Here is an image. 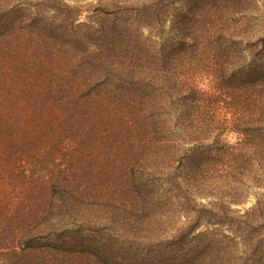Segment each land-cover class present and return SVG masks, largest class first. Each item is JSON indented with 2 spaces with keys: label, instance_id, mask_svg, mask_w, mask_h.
I'll list each match as a JSON object with an SVG mask.
<instances>
[{
  "label": "trees",
  "instance_id": "16d2710c",
  "mask_svg": "<svg viewBox=\"0 0 264 264\" xmlns=\"http://www.w3.org/2000/svg\"><path fill=\"white\" fill-rule=\"evenodd\" d=\"M224 10L0 0V264H264V32Z\"/></svg>",
  "mask_w": 264,
  "mask_h": 264
},
{
  "label": "rangeland",
  "instance_id": "374dc122",
  "mask_svg": "<svg viewBox=\"0 0 264 264\" xmlns=\"http://www.w3.org/2000/svg\"><path fill=\"white\" fill-rule=\"evenodd\" d=\"M94 1V0H91ZM200 0H191L192 6L194 8L195 14H196V8L199 4ZM213 1H216L220 3V5H225L226 12L228 15L229 13L234 16V18L242 15V11H240V8H245L246 13L243 15L246 16V19H249L251 28H249L248 31H246L244 34H246L248 37L256 38L261 33L264 32V0H206V2L211 3ZM224 7V6H223ZM242 10V9H241ZM84 14L80 16V20L84 19ZM229 138L231 140L234 139V135H230ZM254 203V197L249 199V201L244 204L243 206H234L237 209L241 208H248Z\"/></svg>",
  "mask_w": 264,
  "mask_h": 264
}]
</instances>
